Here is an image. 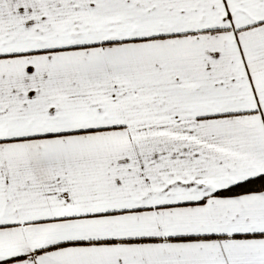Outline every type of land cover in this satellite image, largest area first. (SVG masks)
Here are the masks:
<instances>
[{
    "label": "snow or ice",
    "instance_id": "1",
    "mask_svg": "<svg viewBox=\"0 0 264 264\" xmlns=\"http://www.w3.org/2000/svg\"><path fill=\"white\" fill-rule=\"evenodd\" d=\"M0 264H264V0H0Z\"/></svg>",
    "mask_w": 264,
    "mask_h": 264
}]
</instances>
